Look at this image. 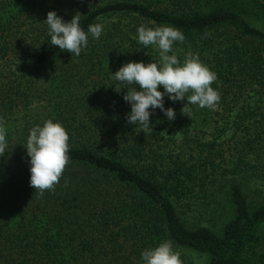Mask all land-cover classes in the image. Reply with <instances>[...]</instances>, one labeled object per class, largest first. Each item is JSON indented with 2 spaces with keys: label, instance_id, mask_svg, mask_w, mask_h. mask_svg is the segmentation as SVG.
Instances as JSON below:
<instances>
[{
  "label": "trees",
  "instance_id": "16d2710c",
  "mask_svg": "<svg viewBox=\"0 0 264 264\" xmlns=\"http://www.w3.org/2000/svg\"><path fill=\"white\" fill-rule=\"evenodd\" d=\"M171 4L0 0V264H141V252L164 241L207 255L208 264H264V200L249 201L236 175L264 182V123L256 119L264 121V0ZM50 10L64 21L79 13L85 32L101 24V37L89 34L79 56L59 50L48 42ZM142 25L184 34L169 54L198 55L216 74L215 110L165 96L174 120L156 109L144 131L127 122V89L115 91L125 85L113 73L129 61H159L134 38ZM250 91L260 98L246 102ZM49 119L69 135V162L41 194L29 184L24 146ZM227 130L232 171L223 167ZM215 192L228 203L218 232L189 224L187 211L204 208L198 195Z\"/></svg>",
  "mask_w": 264,
  "mask_h": 264
},
{
  "label": "clouds",
  "instance_id": "9594fccd",
  "mask_svg": "<svg viewBox=\"0 0 264 264\" xmlns=\"http://www.w3.org/2000/svg\"><path fill=\"white\" fill-rule=\"evenodd\" d=\"M44 22L50 37L48 42L61 51L67 50L71 56L81 54L88 44L89 34L93 39H99L103 32L101 24L89 25L85 32L80 27L79 13L73 15L70 21H64L55 10H50ZM134 38L145 48L152 46L159 54V61H129L113 73V78L125 85L114 86L115 91L119 93L122 88L127 89L123 100L131 106L126 114L129 124L140 126L144 131L150 127V116L156 109H160L168 120H174L176 112L171 107L165 108V96L173 103L186 99V105L216 109L220 95L211 86L217 80L216 74L200 61L198 55L189 52L181 61L177 55L169 54L175 43L185 40L179 29L166 25L155 28L142 25L137 28ZM183 113L189 116L187 112ZM68 141L69 135L64 126L51 119L29 130L24 146L29 157V184L41 194L59 183L69 162ZM6 149L5 134L0 131V157ZM140 260L141 264H181L179 254L167 241L143 250Z\"/></svg>",
  "mask_w": 264,
  "mask_h": 264
},
{
  "label": "rangeland",
  "instance_id": "374dc122",
  "mask_svg": "<svg viewBox=\"0 0 264 264\" xmlns=\"http://www.w3.org/2000/svg\"><path fill=\"white\" fill-rule=\"evenodd\" d=\"M171 1H173L174 4L178 5L181 4V6H176L179 9L185 8L184 2L186 3V0H165V2L173 6L171 4ZM190 5H195L194 2H191ZM196 6V5H195ZM174 7V6H173ZM257 25L262 27L260 25V21H256ZM263 28V27H262ZM246 102H249L248 96H251L254 100L260 98L257 95H255L253 92L246 93L245 95ZM262 104V103H261ZM264 106V104H262ZM264 110V109H263ZM31 113H34L32 111ZM257 113H264L262 109L257 110ZM232 118H229L228 121H230ZM246 119V118H245ZM243 119V121L245 120ZM256 119H258L259 122H263V118H261L259 115L256 116ZM246 123V121H245ZM207 133L211 132L210 129L206 130ZM231 136V130H227L225 136L221 138L223 141V147L227 148L225 152V161L223 162V167L225 170L232 171L234 166V162H237L238 159L232 157L228 150L229 146V137ZM207 138L209 136L207 135ZM254 161V162H253ZM253 164H257L256 160H253ZM240 164V163H239ZM240 166H243V164H240ZM249 174L243 172L237 171L236 175L239 176L241 180H243V189L244 192L248 198L249 201L255 202V201H263L264 200V182L255 179L253 177H250V171H246ZM256 172L259 174V172L256 170ZM229 176V175H228ZM244 179H243V177ZM216 194L213 195H206V194H199L198 198L196 199L197 203L202 205L204 204V208L201 207H194V209L187 211L188 215L185 217L186 221L189 224H201L211 227L213 230L218 232L220 224L222 223L225 214L227 212V209L225 208L224 204H228L227 200L222 196L220 193L215 192ZM175 252H177L180 256L181 264H208V257L205 254H201L198 252H195L193 250L184 249V248H176L173 249Z\"/></svg>",
  "mask_w": 264,
  "mask_h": 264
}]
</instances>
